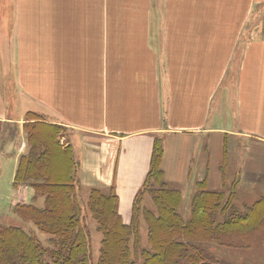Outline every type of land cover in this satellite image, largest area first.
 Segmentation results:
<instances>
[{
	"label": "crops",
	"instance_id": "1",
	"mask_svg": "<svg viewBox=\"0 0 264 264\" xmlns=\"http://www.w3.org/2000/svg\"><path fill=\"white\" fill-rule=\"evenodd\" d=\"M108 3L40 0L34 9L26 0L21 10L10 0L8 21L0 16L9 54L8 66L0 61V123L21 130L32 113L65 129L81 195L114 187L123 222L155 137L169 185L192 195L205 179L217 191L223 171L226 186L264 194V24L247 25L264 0L250 1L243 24L233 0L232 15L205 10L200 25L186 11L185 24L163 25L151 0ZM10 157L13 180L20 156Z\"/></svg>",
	"mask_w": 264,
	"mask_h": 264
},
{
	"label": "trees",
	"instance_id": "2",
	"mask_svg": "<svg viewBox=\"0 0 264 264\" xmlns=\"http://www.w3.org/2000/svg\"><path fill=\"white\" fill-rule=\"evenodd\" d=\"M25 121L26 150L17 161L12 188L26 187L31 199L11 210L46 235L50 247L18 226H0V264H94L86 214L101 236L96 264H227L215 256L221 249L246 251L264 243V195L240 206L237 183L226 186L223 171L220 190H208L205 179L196 183L189 219L184 220L179 213L181 192L163 178L158 137L127 223L119 214L114 187L91 189L83 207L78 164L68 142L61 143L67 131L32 113ZM38 199L42 207L34 205Z\"/></svg>",
	"mask_w": 264,
	"mask_h": 264
},
{
	"label": "rangeland",
	"instance_id": "3",
	"mask_svg": "<svg viewBox=\"0 0 264 264\" xmlns=\"http://www.w3.org/2000/svg\"><path fill=\"white\" fill-rule=\"evenodd\" d=\"M38 1L40 3V0H28V3L29 5H34V9H37L38 5H40L39 3H37ZM111 1H113L114 7H112L111 4L108 3V10H116L118 8L133 9L137 8V6L141 3V0H109V2ZM239 1L240 7L242 4V24L245 21L246 17L249 16V14L250 16L247 25L255 26L264 24L263 6L258 8L253 7L251 12L249 13V3L251 0ZM25 2L26 0H19L21 10L25 5ZM232 6L233 0H151V8L154 10V12H157L160 9L162 10V12H164L162 14L163 25L185 24V11L190 12L193 15L194 18L191 17V21L193 24L200 25L202 24V15L203 13H205V10L207 12L208 10H210L211 15H213L214 13L217 14V11H225L227 14L231 13L232 15ZM9 9L10 0H0V16H2L1 20L8 21L7 16L9 13ZM156 15L157 14H155V16ZM158 16L155 17V20L156 18H158ZM233 16L236 15L233 14ZM31 25L37 26V23L34 22ZM0 61H2L3 65L6 64L8 66V41L2 45L0 44ZM25 122L26 121H24V123ZM22 127L20 130L14 124L0 123V226H18L29 234H34L37 237V240L42 244V246L50 247L48 244L49 238L46 235L38 233L37 230L31 224L23 223L18 217H16L12 213L11 210L15 204L30 203V199L24 197V193L27 190L26 187L20 186L16 189L12 188L13 159L12 157H10V155H12L15 151L17 155L21 156L26 150V141ZM65 137L67 138L68 134L65 133ZM64 141L65 140L62 139L61 143H64ZM236 187H239V192H237V204H240V206L242 205V203L251 204L258 198H260V196L264 195L250 193V190L245 185H237ZM178 189L180 190L182 197V203L179 209V213L184 220H188L190 201L194 193L192 195L190 193L189 195L188 192H185V189ZM195 189L196 187H194V191ZM79 198L81 199L83 207H85L86 196H81L79 194ZM145 204L148 205V207L150 206L148 198L145 200ZM34 205L37 207H42L43 200L38 199V201ZM130 213L131 209L129 211L128 220L124 221V223H127L129 221ZM85 217L86 218L84 223L90 235L91 260L94 264H96L97 259L99 257L101 236L96 233V227L94 223L90 220L89 215L86 214ZM141 236L142 242L144 244L146 242V231L144 228L141 229ZM215 256L217 259L222 260L227 264H264V243L260 246L258 245L256 247L249 248L246 251H232L221 249Z\"/></svg>",
	"mask_w": 264,
	"mask_h": 264
},
{
	"label": "bare ground",
	"instance_id": "4",
	"mask_svg": "<svg viewBox=\"0 0 264 264\" xmlns=\"http://www.w3.org/2000/svg\"><path fill=\"white\" fill-rule=\"evenodd\" d=\"M49 114V113H48ZM16 135V134H15ZM45 135V134H44ZM96 136V135H95ZM73 156V155H72ZM22 205V204H21Z\"/></svg>",
	"mask_w": 264,
	"mask_h": 264
}]
</instances>
